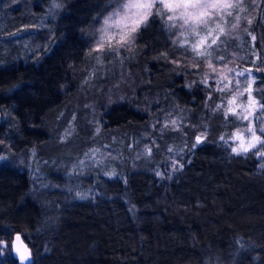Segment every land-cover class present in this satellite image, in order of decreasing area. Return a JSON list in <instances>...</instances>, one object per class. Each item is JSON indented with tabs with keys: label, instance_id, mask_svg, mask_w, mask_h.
<instances>
[{
	"label": "trees",
	"instance_id": "trees-1",
	"mask_svg": "<svg viewBox=\"0 0 264 264\" xmlns=\"http://www.w3.org/2000/svg\"><path fill=\"white\" fill-rule=\"evenodd\" d=\"M122 1L0 0V39H25L0 45V155L16 157L0 166V264H21L14 234L31 249L25 264H264V144H238L264 120V0L236 1L210 55L156 8L131 49L94 51ZM112 58L107 77L81 86L87 65ZM211 58L245 89L205 76ZM76 104L90 126L65 149L85 182L42 200L18 157L40 152L49 122Z\"/></svg>",
	"mask_w": 264,
	"mask_h": 264
},
{
	"label": "rangeland",
	"instance_id": "rangeland-1",
	"mask_svg": "<svg viewBox=\"0 0 264 264\" xmlns=\"http://www.w3.org/2000/svg\"><path fill=\"white\" fill-rule=\"evenodd\" d=\"M236 1L238 0H231L233 4H235ZM124 2L125 0H123L118 6H116L102 19L96 32V43L94 44L93 48L94 51L100 52L105 50H111L113 48L119 49L118 53H123V51H128L127 49L129 48L131 49L134 33L146 23L149 15L147 16L144 22L139 24L137 30L131 33L132 38L128 43H124L123 45H116L113 41L112 47L109 48L106 42L102 49L96 50L97 41L100 39L101 36L100 30L105 27V18H107L118 8H120L121 4ZM156 4L157 6H159L160 0H156ZM231 8L232 7L223 10H217L215 14L212 15L211 18H209L207 27H202L199 29L198 36L193 34L190 30H182L180 28L179 29L180 31H184V37H189L190 44L201 39L202 37H207L205 46L198 49V51H204L205 47H207L208 44H211L212 39H216L215 44H211V47H207V52L211 54L213 50L217 49V46L222 43L226 37V17L223 16H226L227 13L231 11ZM163 11L166 15V22L170 25L173 24V21L167 20V16L171 15L172 13L168 12L167 9ZM175 23L179 24L180 21L177 20L175 21ZM114 31H116L115 28L108 29L109 34ZM18 37L19 35L15 34L10 37H6L3 39L1 38L0 45L6 46L10 43H12L11 45H16L20 40L24 39L22 38L18 40ZM211 60L212 58L205 60V76L213 75L214 78L224 79L225 85L231 84L233 86H236L239 92H242L245 89V78H242L239 73H235L232 70L230 64H216L214 62H211ZM113 62L114 58L106 61L98 59L97 62H92V65H87L84 68L85 71L83 79L81 80V86H85V89H93L96 83H99L101 79L105 78V76L107 77L110 74L109 68L111 67V65H113ZM209 62L211 63L212 67H209ZM262 91L263 90H261L260 96L264 98V96L262 95ZM249 100L251 101L250 105L254 104V101H252L251 97L249 98ZM71 108L69 107L68 109H65V111H59L55 116V120L53 122H49L47 132L51 139H49V141L44 144L40 152L23 153L18 157L21 167H24V169L22 170H26L28 173H30L29 179L31 182V186L34 189L33 193L36 194L37 197H40V199L42 200L43 198H48V192L50 193L53 188L57 189L60 192H58L60 195L59 197L62 196L65 198L66 196L72 193H77V189H80L85 182L83 177V168L87 165L85 164V162L76 165V163L78 162H75L74 160L78 159V157L80 158L77 150L68 153L65 148L67 147L66 145L69 141H72L74 138H76V136H78V127L81 128L82 124L86 125L87 128L88 126H90V110L86 109L82 104H80L79 107L76 104ZM262 116L264 117V113ZM253 126L252 123L248 121L247 126L240 132L241 139L239 140L238 144L241 150H243L244 147H247L249 143L254 145L253 147L259 144L254 139H250L251 133L248 131V129L253 128ZM256 126L257 135L261 137V140H264V134H261L259 131L261 127H264V120H260ZM253 147H250V149H252ZM15 160V156H12L9 152H4L0 155V166H11L13 162H15ZM98 164L102 166V164H104V159H101ZM57 194L55 195V197H57ZM4 247L5 245L0 242V256L3 255L1 250L2 248L4 249ZM10 249L11 253L13 254L12 244H10Z\"/></svg>",
	"mask_w": 264,
	"mask_h": 264
},
{
	"label": "snow or ice",
	"instance_id": "snow-or-ice-1",
	"mask_svg": "<svg viewBox=\"0 0 264 264\" xmlns=\"http://www.w3.org/2000/svg\"><path fill=\"white\" fill-rule=\"evenodd\" d=\"M235 6H238V3L233 4L231 0H160L159 6H157L156 0H125L120 8L105 18V27L100 30L101 36L97 41L96 50L102 49L106 42L109 48L112 47L113 41L116 45L128 43L132 38L131 33L135 32L139 27V24L146 20L147 16L151 14L153 8H156V12L159 15H162L163 10L165 9L172 13L167 16L168 21L174 22L170 27L190 30L193 34L198 36L199 29L207 27L209 18H211L217 10H223ZM177 20L180 21L179 24L175 23ZM109 28H115L116 31L109 34ZM180 34L184 35L185 33L184 31H181ZM253 39L255 38L253 37ZM206 40L207 37H202L191 43V49L201 56L210 55V53L207 52V47H211V44H215L216 39H212L211 44H208L204 51H198V49L205 46ZM209 67H212L210 62ZM248 131L251 133L250 139H254L258 143L264 144V140H261V137L256 134L255 129L249 128ZM259 131L261 134H264V127H261ZM199 141L200 137H197V142ZM253 146L254 145L249 143L247 147L243 148V150L248 151V149ZM233 151L235 152L237 149L234 148ZM260 154L264 155V151H261ZM17 239H19V237H17ZM24 259L25 257H21V260Z\"/></svg>",
	"mask_w": 264,
	"mask_h": 264
},
{
	"label": "water",
	"instance_id": "water-1",
	"mask_svg": "<svg viewBox=\"0 0 264 264\" xmlns=\"http://www.w3.org/2000/svg\"><path fill=\"white\" fill-rule=\"evenodd\" d=\"M1 124V115H0ZM19 237V239H17ZM12 251L14 257L21 263L25 264L31 261V249L19 234H14L12 237ZM21 257H25L21 260Z\"/></svg>",
	"mask_w": 264,
	"mask_h": 264
},
{
	"label": "bare ground",
	"instance_id": "bare-ground-1",
	"mask_svg": "<svg viewBox=\"0 0 264 264\" xmlns=\"http://www.w3.org/2000/svg\"><path fill=\"white\" fill-rule=\"evenodd\" d=\"M2 115V114H1Z\"/></svg>",
	"mask_w": 264,
	"mask_h": 264
}]
</instances>
